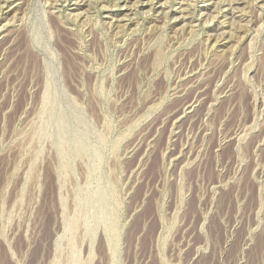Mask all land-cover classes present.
<instances>
[{
    "label": "rangeland",
    "instance_id": "rangeland-1",
    "mask_svg": "<svg viewBox=\"0 0 264 264\" xmlns=\"http://www.w3.org/2000/svg\"><path fill=\"white\" fill-rule=\"evenodd\" d=\"M0 264H264V0H0Z\"/></svg>",
    "mask_w": 264,
    "mask_h": 264
}]
</instances>
